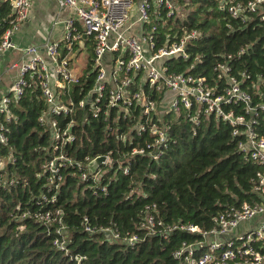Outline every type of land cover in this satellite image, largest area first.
I'll return each mask as SVG.
<instances>
[{
	"label": "built area",
	"instance_id": "2783aa9c",
	"mask_svg": "<svg viewBox=\"0 0 264 264\" xmlns=\"http://www.w3.org/2000/svg\"><path fill=\"white\" fill-rule=\"evenodd\" d=\"M0 2L8 3L10 9L8 27L0 39V62L6 54H16L5 64V72L14 73L13 79L5 84L0 75V148L8 143L7 126L14 119L11 107L28 90H36L43 104L36 122L50 144L52 158L43 165L49 175V188L59 169L73 164L63 153L75 141L71 124L60 123L66 117L83 111L84 122L88 118L110 121L111 125L125 122V132L116 134L118 140L128 142L130 132L150 135L153 140L146 145L147 155L155 159L167 143L168 128L164 124L157 126L162 114L194 107L195 115L212 116L227 125L231 136L237 138V152L256 166L250 179L252 197L249 202L220 212L208 230L191 224H164L156 217L153 205L145 206L138 229L144 237L160 240H167L175 231L193 235L192 242H182L172 251L170 256L177 264H264V133L259 132L258 122L261 119L264 123V78L234 67V59L242 56L244 49L221 55L211 69L210 80L168 71L166 60L186 59L185 46L197 36L195 31L183 28L179 36L175 31L170 33L171 28L159 36V28L165 27L159 26L165 22L162 18L155 17V24L147 26L149 15L159 10L164 18L172 17L177 11L173 0H55L57 9L67 13L59 26L58 40L20 47L14 36L28 15L31 0ZM219 5L241 25L257 22L264 27V0H219ZM79 56L85 61L80 71L76 66ZM88 81V88L82 90ZM79 85L81 89L75 93L82 97L75 103L72 95ZM144 153L143 149H133L130 156ZM98 157H103V162L90 170V163ZM95 158L84 161L88 174L97 182L100 167L109 168L111 162L107 155ZM12 162V149L8 148L5 155H0V188L16 182L2 174ZM122 173L127 174V167L122 168ZM56 178L59 182L60 177ZM85 178L86 173L79 175L80 181ZM39 199L43 204L54 202L44 193ZM29 216L44 225L54 224L53 246L66 249L60 210ZM83 230L94 232L86 219ZM99 230L127 247L138 241L136 236L120 239L116 230ZM71 260L86 264L83 256Z\"/></svg>",
	"mask_w": 264,
	"mask_h": 264
},
{
	"label": "trees",
	"instance_id": "16d2710c",
	"mask_svg": "<svg viewBox=\"0 0 264 264\" xmlns=\"http://www.w3.org/2000/svg\"><path fill=\"white\" fill-rule=\"evenodd\" d=\"M173 1L177 11L172 17L164 18L159 10L149 15L147 26L162 18L165 22L159 26L165 27L159 28V36L169 28L178 36L182 28L197 36L185 46L186 59L166 60L168 71L210 80L211 69L221 55L244 49V54L234 59V67L264 78L262 25H241L230 19L219 0ZM9 11L8 3L0 2V39L8 27ZM80 89L81 85L74 88L75 103L82 97L75 93ZM42 109L36 90L26 91L11 107L14 119L7 126L8 143L0 148V155L12 149L13 162L2 174L16 182L0 188V264H74V256L85 257L86 264H177L170 256L172 251L182 242H192L194 236L175 231L167 240L144 237L138 224L145 206L153 205L164 224H191L208 230L220 212L252 197L250 179L256 166L237 152V138L231 136L227 125L212 116L195 115L194 107L162 114L157 126L168 128L167 143L155 159L147 155L146 145L153 140L150 135L130 132L128 142L118 140L116 134L125 132V122L111 125L91 118L84 122L83 111L66 117L60 123L71 124L75 141L63 153L73 164L60 168L52 179L56 190L49 188L43 165L52 158L50 144L36 122ZM258 122L259 132L264 133V123ZM133 149L146 153L130 156ZM106 155L111 166L100 167L94 182L84 159ZM123 167L127 174L122 173ZM81 173H86L83 181L79 180ZM43 193L54 199L53 204L39 202ZM46 210H60L65 250L53 246L54 224L44 225L29 216ZM83 219L94 232H84ZM104 228L116 230L120 239L136 236L137 244L127 247L120 240H110L99 230Z\"/></svg>",
	"mask_w": 264,
	"mask_h": 264
},
{
	"label": "crops",
	"instance_id": "0c3cea01",
	"mask_svg": "<svg viewBox=\"0 0 264 264\" xmlns=\"http://www.w3.org/2000/svg\"><path fill=\"white\" fill-rule=\"evenodd\" d=\"M65 17H67L66 11L57 9L55 0H31L28 15L18 25L14 40L20 47L40 46L47 41H56L60 35L59 26H62V20ZM6 56H10L11 60L16 58L15 53H9ZM6 56L0 62V75L5 84L14 76L12 72H5V64L9 62Z\"/></svg>",
	"mask_w": 264,
	"mask_h": 264
},
{
	"label": "water",
	"instance_id": "95a60500",
	"mask_svg": "<svg viewBox=\"0 0 264 264\" xmlns=\"http://www.w3.org/2000/svg\"><path fill=\"white\" fill-rule=\"evenodd\" d=\"M104 160L103 157H98V158H95L89 165V169L90 170H95V168L100 164L102 163Z\"/></svg>",
	"mask_w": 264,
	"mask_h": 264
},
{
	"label": "rangeland",
	"instance_id": "374dc122",
	"mask_svg": "<svg viewBox=\"0 0 264 264\" xmlns=\"http://www.w3.org/2000/svg\"><path fill=\"white\" fill-rule=\"evenodd\" d=\"M136 26H140V24H137ZM12 55H14V54H12ZM6 57H7V59L11 60L10 56H6ZM82 58H83L82 56H79L78 57V63H76V66H78L80 68L79 71L83 70L84 64H85V61Z\"/></svg>",
	"mask_w": 264,
	"mask_h": 264
}]
</instances>
